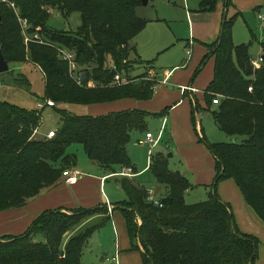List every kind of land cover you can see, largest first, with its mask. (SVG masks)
Returning <instances> with one entry per match:
<instances>
[{"label":"trees","instance_id":"obj_1","mask_svg":"<svg viewBox=\"0 0 264 264\" xmlns=\"http://www.w3.org/2000/svg\"><path fill=\"white\" fill-rule=\"evenodd\" d=\"M218 1L199 0V11L213 10ZM7 2L0 0V51L8 63L28 60L40 69L44 99L52 100L54 105H87L152 97L155 82L146 71L126 76V83H111L112 70L122 77L129 65H152V61L129 58L135 51L130 43L147 23L136 12L142 0ZM224 3L227 7L229 0ZM51 8H58L64 17L78 12L81 23L77 30L49 26ZM20 19L27 21V33H37L42 43L25 44ZM233 23L234 17L224 22L216 45H212L214 77L204 99L209 107L218 94L213 110L216 125L230 136L245 138L241 143H209L203 135L200 137L216 161L209 198L186 203L184 193L190 183L182 173L168 167L163 154L152 155L149 166L157 184L166 189L165 195L158 198L161 205L148 202L147 190L129 178L119 181L127 199L116 208L126 220L132 248L140 250L143 264H252L256 258L259 240L237 229L229 205L216 191L220 180L232 179L245 202L264 222V65L254 69L249 44L233 43ZM55 45L75 52L76 64L85 73L80 83L70 76L68 63L59 58ZM260 45L264 53V39ZM90 79L98 84L93 82L94 86L87 87ZM56 111L60 123L54 136L35 137L41 112L0 101V211L22 207L59 183L62 172L77 162L75 154L66 152L72 143L81 144L90 161L109 167L113 173L118 172L116 169H133L127 144L133 131L146 130L149 112L132 109L88 116L61 108ZM106 213V205L72 209L69 213L61 208L44 211L21 235L0 237V264H85L81 261L83 247L109 219ZM95 215L100 218L87 222Z\"/></svg>","mask_w":264,"mask_h":264},{"label":"crops","instance_id":"obj_2","mask_svg":"<svg viewBox=\"0 0 264 264\" xmlns=\"http://www.w3.org/2000/svg\"><path fill=\"white\" fill-rule=\"evenodd\" d=\"M184 1L188 3V0ZM193 1L199 5V0ZM224 1L219 0L215 8L211 11L194 10L193 17H189L192 16L190 15L192 13L187 10L188 24L191 25L188 27L187 36H178L174 32L176 40H180L183 37V56L181 55L177 61H171L163 70L158 69L155 64H152L145 65V70L139 72L146 71L148 78L155 82L154 93L150 99L136 100L134 98H123L109 102L87 104L89 113L86 115L88 116H99L111 112L139 109L149 112L147 117L154 115L153 117L157 119L159 129L156 135L148 129L147 123L145 131H137L139 134L131 133V139L127 144V153L133 169L121 168L116 169L118 172L113 173V170L109 167L97 165L93 161L90 162L96 165L95 168L88 169L86 172L80 171L77 165L70 167V169L74 168L80 172V176L75 182L70 183L66 181V177L62 176L59 183L46 188L38 196L29 200L24 206L0 211V237L5 235H21L41 213L47 210L61 208L62 211L69 213L72 209L93 208L97 205H106V214L109 219L104 225L106 224L105 226L112 231L116 243L113 246L114 251H110L107 257H102L107 262L100 264H143L140 250L132 248L126 220L120 209L116 208L118 203L127 199L126 193L119 186V181L123 177L129 178L138 186L144 187L147 190V194L151 191L154 193L155 187L158 184L151 174L149 166L153 155L151 152H153L154 148H157L155 154H163L166 156V152L170 151L173 156L177 157V161L182 169L173 171H179L188 181L191 180L197 186L212 185L216 176V161L206 144L200 140L203 133L200 129V124L198 122L196 123L194 119V111L197 108L207 110L210 108L205 103L204 94L214 77L215 54L213 53L214 49L212 45H216L226 20L234 17L235 22V19L238 16H242L244 11L246 12L250 9L252 11H258V7H264V0H229L227 7ZM262 24L264 25V23ZM235 33L236 30L233 23V43L235 45L247 44L235 43ZM135 46H137L136 41L131 47ZM187 49L191 51L189 56L186 53ZM262 53L260 45L259 57ZM135 56L144 62L150 61V59L143 58L137 51ZM250 59L253 60L251 55ZM180 86H191L195 90H182ZM199 94L204 99L203 106L199 102ZM0 100L9 102L5 99ZM17 106L28 110L37 109L40 106L41 109H38L41 112V121L37 132L45 135L48 130H56L57 127L48 129L41 128L42 109L44 107H56V105L48 106L45 105L44 101L42 104L37 102L27 108L22 105ZM150 112L155 114H150ZM152 126L155 127L156 125L153 124ZM147 132H150L157 140L153 147H150L145 142H139L145 139ZM146 151L148 155L145 154ZM167 163L169 164L168 159ZM148 171L151 174L152 182L148 179H143V181L141 180L139 182L135 181V178L143 176ZM108 179H113L112 181L115 184L114 188L109 185L111 191L109 188H106L108 187ZM149 184H152V187H149ZM105 190L108 192L109 197ZM161 191L162 186H160L157 194ZM216 191L221 201L229 205L237 229L242 233L255 236L259 240L258 253L260 255L264 253V222L245 202L236 183L231 181L230 178L220 180L217 184ZM110 194L113 195L114 201L110 199ZM99 218V215H95L87 222H94ZM136 221L138 224L141 222L139 218H136ZM37 239L44 240L39 236ZM136 243L141 248L140 243L138 241Z\"/></svg>","mask_w":264,"mask_h":264},{"label":"rangeland","instance_id":"obj_3","mask_svg":"<svg viewBox=\"0 0 264 264\" xmlns=\"http://www.w3.org/2000/svg\"><path fill=\"white\" fill-rule=\"evenodd\" d=\"M198 7L197 3L193 0H188V3H185V1L183 2V0H170V2L169 0H150L146 5L141 4L138 6L136 9L137 15L144 20H147V23L145 25L146 27H144L134 37L132 42L134 43L136 41L137 46H135V51H132L129 58L133 60L136 57L135 53L137 51V53L141 54L143 58L150 59L152 64H155V66L160 70L166 68L165 66L169 65L171 61L179 60L180 56H183L184 54V41L182 40L183 37L180 40H176L174 32H176L178 36H187L188 27L191 25L188 24L189 21L187 19L186 11L188 10L192 13L190 14L192 16L189 17H193L195 13L194 10H198ZM259 14L264 18V7H258V11H252V9L246 12L244 11L242 16H238L234 22V28L236 30V33L234 34V39H236L235 43H249V52L251 58L253 59L259 58L260 43L262 42L264 34V25L262 24L263 21L258 17ZM80 23L81 18L78 12H73L69 16L64 17L58 8L50 9V16L47 24L55 29L75 31L79 27ZM107 63L109 66L112 65L109 58ZM145 68V65H129L125 68L126 71L123 73L124 80H126V76L128 75L137 76L140 74L139 72L141 70H145ZM93 82L98 84L96 81L90 79L86 83L87 87H90V83ZM94 83L92 85H94ZM0 84V99H5L6 101L22 105L26 108L37 102L42 104L45 101L43 74L35 64L28 60L21 62L20 64L9 63V70L0 73ZM198 98L200 104L203 106L204 99L202 95L199 94ZM40 106L37 107V110H39L38 108L41 109ZM56 108L65 109L67 112L76 115H86L89 113L87 105L79 103H57L56 107H44L42 109V129L52 127L58 128L60 118ZM214 109H216V105L212 104L210 105L209 110L197 108V110L194 111V119L196 123L198 122L200 124V129L203 133L204 139L209 143H241L245 138L244 136H230L219 129L214 121ZM150 114L155 113L150 112ZM153 116L151 115L147 117L146 123L148 125V129L156 135L159 129V122ZM153 124L156 126L153 127ZM135 133L139 134L137 131L132 132V134ZM37 136L48 138L46 137V134L43 135L35 131V137ZM66 152L75 154L77 159L76 165L80 171L86 172L88 169L95 168L96 165L91 163L87 158L81 144H70L67 146ZM156 152L157 148H154L151 153L154 155ZM145 154L148 155L147 151ZM166 157L168 159L170 169H182L177 161V157L173 156L170 151L166 152ZM66 169H70V167ZM143 179H148L152 182V177L149 171L143 176L135 178V181L139 182L141 180L143 181ZM112 180L113 179H108L107 181L108 187L106 188H109L110 191L111 188L109 185L113 188L115 185ZM231 181L233 180L231 179ZM189 183V188L184 193V200L186 203H197L209 198L210 192L212 191L211 185L197 186L191 180ZM149 187H152V184H149ZM106 193L108 196L107 191ZM165 193L166 189L162 188V191L159 194H155V196L158 199L163 197ZM123 198L125 197L123 196ZM110 199L114 201L112 194H110ZM104 223L92 233L85 243L81 254V260L83 263H106L107 260H103L102 257H107L110 251H114L113 246L116 243V239L113 238L112 231L106 227V224L104 225ZM252 264H264V253H261L260 255L258 253V247L256 258Z\"/></svg>","mask_w":264,"mask_h":264},{"label":"built area","instance_id":"obj_4","mask_svg":"<svg viewBox=\"0 0 264 264\" xmlns=\"http://www.w3.org/2000/svg\"><path fill=\"white\" fill-rule=\"evenodd\" d=\"M3 1L7 2V0H3ZM8 4L13 9H15L13 3L10 2ZM259 18L264 23V18L261 15H259ZM20 25H21V28H22L25 44H27L29 41H37V42L42 43V41H41V39H40V37H39V35L37 33H34L33 35H29L27 33L26 28L28 27V23H27V21L25 19L24 20L20 19ZM54 47L56 48V51H57V54H58L59 58L64 60V61H66L68 63V69H69L70 76L72 78H74L78 83H80L82 81V79H81L82 72L80 71V68L76 64L75 52L73 50H71V49H69V48H67L65 46H61V45H55ZM186 53L189 56L190 53H191L190 49H187ZM251 64H252L254 69H258V68L261 67V65L263 63L261 61V58L259 57L258 59H253V60L251 59ZM111 83L120 85V84L125 83V80L123 79V77H121V75L119 73L115 72L114 77H113V81ZM92 84L93 83H90V86H94ZM0 86H1V84H0ZM180 87H181L182 90H190V91H194L195 90L191 86H180ZM251 89H252V87L249 86L248 90L251 91ZM219 98L220 97H219L218 94L215 95V98L212 100L213 104H217ZM45 105L53 106L54 102L52 100H50V99H46L45 100ZM54 132H55V130L48 131V133H46V137H48V138L53 137L54 136ZM139 142L140 143L141 142H145L150 147H153L156 144L157 140L154 138V136L150 132H147L146 135H145V139L143 141H139ZM62 176L66 177V181H68L70 183H73L80 176V172L78 170L74 169V168L65 169L62 172ZM146 200L148 202H152L155 205H161V203L158 201V199H156V197H155V195H154V193L152 191L147 194ZM108 207L110 209L109 204H108Z\"/></svg>","mask_w":264,"mask_h":264},{"label":"water","instance_id":"obj_5","mask_svg":"<svg viewBox=\"0 0 264 264\" xmlns=\"http://www.w3.org/2000/svg\"><path fill=\"white\" fill-rule=\"evenodd\" d=\"M147 2H148V0H142V4L143 5H146ZM131 46H133V42H131ZM260 58H261V61H262L263 65H264V53L261 54ZM8 70H9V63L5 59V57L3 56L2 52L0 51V73L6 72ZM112 74H115V70H112ZM84 76H85V73L82 72V74H81V79L82 80L84 79ZM169 155H171V154H169ZM159 189H160V185H157L155 187L154 194H157Z\"/></svg>","mask_w":264,"mask_h":264}]
</instances>
